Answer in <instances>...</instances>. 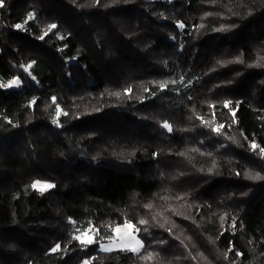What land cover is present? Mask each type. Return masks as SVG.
<instances>
[{
    "label": "trees",
    "instance_id": "trees-1",
    "mask_svg": "<svg viewBox=\"0 0 264 264\" xmlns=\"http://www.w3.org/2000/svg\"><path fill=\"white\" fill-rule=\"evenodd\" d=\"M14 79L0 264H264V0H4Z\"/></svg>",
    "mask_w": 264,
    "mask_h": 264
},
{
    "label": "rangeland",
    "instance_id": "rangeland-1",
    "mask_svg": "<svg viewBox=\"0 0 264 264\" xmlns=\"http://www.w3.org/2000/svg\"><path fill=\"white\" fill-rule=\"evenodd\" d=\"M18 80V79H14L13 81ZM18 85H13L11 87H8L9 83H6L5 85H3L2 87L8 89V88H14V87H19L21 82L20 80ZM0 85H1V81H0ZM36 188H41L42 183H36ZM118 228L120 229L119 232L115 231L114 233V238L108 242H104V244H102L99 248L100 251L104 252V251H118L120 250H128L131 252H135L137 250H139L142 246V244H137L136 241H138V239L136 238L135 235V231L133 230L132 227H129V224H124L121 226H118ZM117 229V228H116ZM79 237L81 239H79V241L81 242V240L87 241L89 239H93V235L92 233H85V234H81L79 235ZM103 246V247H102ZM136 249V250H134Z\"/></svg>",
    "mask_w": 264,
    "mask_h": 264
},
{
    "label": "snow or ice",
    "instance_id": "snow-or-ice-1",
    "mask_svg": "<svg viewBox=\"0 0 264 264\" xmlns=\"http://www.w3.org/2000/svg\"><path fill=\"white\" fill-rule=\"evenodd\" d=\"M3 3H4V0H0V7H2L3 6ZM32 17H31V15H29V17H28V19H31ZM16 27L17 28H19V27H21V25H16ZM56 27V25H50L49 26V30H51V29H54ZM179 27H183V25H179ZM45 34H47V33H45ZM43 37H41V39H42ZM29 68L31 67V65H29L28 66ZM26 71H27V68L25 69ZM19 84V81L18 80H15V81H11V82H9V85H8V87H11V86H13V85H18ZM162 87H163V85H161ZM0 87H2V85H0ZM228 106V102H225V107H227ZM163 127H165V128H167L169 131H171L172 129H171V127L167 124V122H165L164 124H163ZM214 131H218V129H213ZM252 148L253 149H256L257 148V145H255V144H253L252 145ZM260 151H262V152H264V148H261L260 149ZM37 183H39V182H37ZM37 185L36 184H34L33 185V187L35 188ZM50 187H52V185H42L41 186V190H44L45 188H50ZM143 223V222H142ZM129 227H131V225H129ZM115 231H117V232H119L120 231V229L119 228H117V229H115ZM76 239H81L79 236L78 237H75ZM81 242L82 243H93L94 241L92 240V239H89V240H87V241H84V240H81ZM136 243L137 244H139V241H136ZM103 247V246H102ZM134 250H136V249H134ZM52 251H56V249L54 248V249H52Z\"/></svg>",
    "mask_w": 264,
    "mask_h": 264
}]
</instances>
